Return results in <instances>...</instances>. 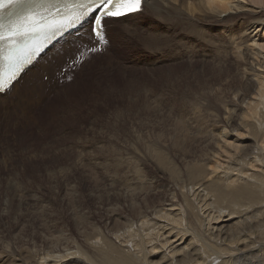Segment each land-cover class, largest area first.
<instances>
[{
    "label": "rangeland",
    "instance_id": "rangeland-1",
    "mask_svg": "<svg viewBox=\"0 0 264 264\" xmlns=\"http://www.w3.org/2000/svg\"><path fill=\"white\" fill-rule=\"evenodd\" d=\"M203 2L206 4L202 5ZM211 2L209 5L207 0H195V13L189 17L190 12L184 10L173 20L165 15L162 19L157 15L149 17L144 12L128 18L125 23L145 22L144 36L130 37L127 41L117 33L120 25H116L111 43L114 49L111 47L106 56H100L102 51L84 52L83 48L81 55V50L77 53L78 42H71L50 57L76 49L72 56L63 57L57 67L60 76L64 73L62 78L45 76L44 83L49 87L46 94L25 104L15 103L14 98L1 108L0 121L5 118L0 123V264H14L13 257L3 256L1 248L6 247L8 254L21 252L39 264L59 261L54 256L43 260L42 255L49 245L59 247L74 239L82 242L75 224L79 214L86 216L83 219L87 227L106 234L113 221L140 218L160 202H170L173 192L169 178L154 165L158 154L183 174L187 167L204 160L212 151L202 133L235 102L231 88L243 91L244 83L240 78L243 67L236 64V56L230 59L215 56L210 42L207 43L211 38L212 45L221 49L224 46L222 39L211 36L215 20L209 21L205 8L212 10V14L219 12L223 18L230 17L223 25L232 32L241 11L236 4L258 7L262 15L264 3ZM245 20L249 22L252 18L247 16ZM194 29H202L206 35ZM258 29L250 28L244 34L254 33L255 45L254 41L247 43L253 51L262 53L260 58L251 59L254 61L251 64L263 71L264 67L256 65L264 63V49L260 46L264 44V31L259 32L263 34L261 37ZM150 50L156 52L152 54ZM155 57L159 59L153 63ZM87 59L92 66L82 68ZM69 65L72 71H67ZM78 66L81 68L76 70ZM29 71L19 85L32 74L33 68ZM223 72L233 75L224 84L225 90H220L218 87L224 86L220 79L226 77ZM64 88L67 93L61 92ZM6 96L9 98L10 94ZM53 104H58L54 113L50 112ZM19 105L20 115L11 116V110ZM3 109L11 112L3 115ZM130 188H135L133 199ZM178 198L181 200L182 196ZM168 210L177 216L180 207L175 205ZM205 210L201 211L203 219L207 216ZM205 221L204 230L218 224L217 221L210 224L207 218ZM161 223L165 228L160 233H168L174 226L167 219ZM176 232H171L170 237L175 239ZM117 242L120 243L119 239ZM166 248L155 253L160 255ZM65 259H60L59 264H67L69 260ZM217 261L220 260L213 263Z\"/></svg>",
    "mask_w": 264,
    "mask_h": 264
},
{
    "label": "bare ground",
    "instance_id": "bare-ground-1",
    "mask_svg": "<svg viewBox=\"0 0 264 264\" xmlns=\"http://www.w3.org/2000/svg\"><path fill=\"white\" fill-rule=\"evenodd\" d=\"M251 1L257 5L264 3V0ZM211 3V0H207V4L210 5ZM205 4L203 2L202 5ZM236 5L241 11L236 9L235 13L239 11V18L232 32L230 29L225 30L226 26L223 25L227 24L230 17H224V19L218 14L219 12L212 14V10L208 9L207 6L206 8L203 6L208 10L209 21L211 19L215 20L211 28V36L213 39L214 36L222 39L224 46L221 49L215 44L212 45L211 38L207 40V43L210 42L215 56L224 57L225 59L236 56V58L234 57L236 64L243 67V73H239L242 74L240 78L244 83L243 91L234 86L231 88L230 94L235 97V102L232 101L231 107L223 112L225 116L219 115L216 118L217 121L202 133V138L206 137L204 139L208 146L212 148V151L205 155L204 160L187 167L183 174L170 167L166 157L158 154L157 162L154 165L157 171L163 172L169 178L170 187L173 191L169 198L170 202H160L136 220H129L128 222L113 221L107 234L96 228L87 227L83 219L84 214H79L75 217V224L77 226L76 233L83 239L82 242L79 243L80 241L77 242L74 239V241L68 240L65 244L63 242V245L59 247L49 245L45 255H42L43 260L54 256V258H59V261L57 260L52 264H59L65 258L69 260L67 264H264V70L259 71L256 66L251 64L254 63V61L251 62V59L260 58L262 53L255 50L254 52L250 48L251 45L247 43V41H254L253 45H255L254 33L249 34L250 36L245 35L250 28H259L257 33L264 31V12L260 15L262 10H258V7L242 2ZM194 6L195 0H143L142 12L145 13L144 15L149 14V17L157 15L162 19V16L165 15L168 20H173L177 18L178 14L184 13V10L191 13H188L189 17L192 15ZM248 6H251V8ZM243 11L246 12L245 15H243ZM247 16L252 18V21L245 20ZM184 18L189 20L187 17ZM135 22L130 20V22L118 26L117 33L127 41L132 39L130 37L144 36L142 33L146 27L145 22L139 25L134 24ZM250 23H252L251 27H247ZM202 29H194L193 31L201 30L206 35ZM82 30L81 34L77 35L80 37H69L62 47L50 49L42 57L43 60L41 58L35 62L32 67L38 66V70L33 68L32 74L25 79L23 84L19 85L20 81L17 80L13 83L11 91L0 94V110L8 100L16 98L15 103L23 102L25 104L42 93L46 94L45 92L48 91L47 88L49 87L44 83L45 76L51 74L54 78L55 75L62 78L64 73L60 76L57 67L62 63L63 57L72 56L76 49L70 48L66 53L56 54L50 59L51 55L73 41L78 42L77 49L80 48L81 43L86 42L84 34L87 29L84 27ZM263 34L259 33L261 37ZM202 37L204 38V36ZM155 40H157V37H155ZM116 41L119 44L121 43L119 40ZM260 46L264 49V44ZM97 47L102 48L100 45H97ZM111 47L113 48L110 45L107 50L102 51L100 56H106ZM80 50L83 51L82 48ZM155 50H150V52L154 54ZM77 53H80V51ZM158 57L160 58L161 55ZM158 57H155L153 63L157 62ZM164 58L162 57V59ZM263 64L256 63L260 68L264 67ZM89 65L92 66V61L87 59L81 67L88 68ZM70 67L69 65L66 68L67 71L73 70ZM81 67H76V70ZM217 73L222 74L221 72ZM224 74H226L224 79L221 76V79L219 77L221 86L227 84L233 75ZM70 78L75 80L72 76ZM76 78L78 79V77ZM70 82L69 86L73 84L72 81ZM18 87L19 89L16 90ZM223 87H218V89L225 90L226 86ZM64 89L61 92L65 91L67 93V89ZM9 94L10 96L7 98L6 95ZM10 102L8 101V104ZM56 106L58 104H53L50 112H53ZM21 107V105L14 107L11 110V116L20 115L18 110ZM36 108L37 106L35 110ZM31 109L29 110L32 113L33 110ZM49 109L50 107L46 108L44 114L49 112ZM11 111L8 109L2 110L3 115ZM4 118L3 116L0 123ZM150 159L153 158L150 156ZM220 171H223V174ZM134 191L135 188L129 189L131 198L135 196L136 192ZM179 195L182 196L181 200L178 198ZM175 205L180 207V211L177 216H172L168 207H174ZM203 210H205L204 213L207 211L205 219L207 218L210 224L213 221H217L218 224L204 230L203 227L206 221L201 216ZM165 219L173 223L174 226L168 233H160L165 228L162 223L160 224V221ZM82 220L84 222H81ZM165 225H169V222ZM175 230L177 232L173 235L175 237L173 239L170 237V233ZM176 237H179L177 240H180V242L175 247H170L177 242ZM117 239L120 243L117 242ZM162 247L167 248L163 250L162 254L157 255L156 250ZM1 251L4 253V257L6 255L13 257L14 264H39L38 261L30 260L29 256L27 257L21 252L14 251L8 254L7 247L6 249L1 248ZM215 260L220 261L213 263Z\"/></svg>",
    "mask_w": 264,
    "mask_h": 264
},
{
    "label": "snow or ice",
    "instance_id": "snow-or-ice-1",
    "mask_svg": "<svg viewBox=\"0 0 264 264\" xmlns=\"http://www.w3.org/2000/svg\"><path fill=\"white\" fill-rule=\"evenodd\" d=\"M19 3L0 0V94L11 88L49 41L74 25H86V42L80 45L84 52L107 50L115 26L141 14L143 0H65L62 9L41 2L21 14H10Z\"/></svg>",
    "mask_w": 264,
    "mask_h": 264
}]
</instances>
